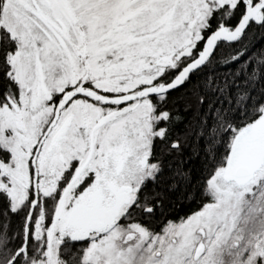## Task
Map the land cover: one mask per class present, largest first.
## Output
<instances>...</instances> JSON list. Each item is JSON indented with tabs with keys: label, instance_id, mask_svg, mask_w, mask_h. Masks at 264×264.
<instances>
[{
	"label": "snow or ice",
	"instance_id": "obj_1",
	"mask_svg": "<svg viewBox=\"0 0 264 264\" xmlns=\"http://www.w3.org/2000/svg\"><path fill=\"white\" fill-rule=\"evenodd\" d=\"M0 264H264V0H0Z\"/></svg>",
	"mask_w": 264,
	"mask_h": 264
}]
</instances>
